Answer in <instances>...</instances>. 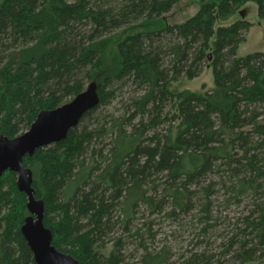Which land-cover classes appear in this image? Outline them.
I'll use <instances>...</instances> for the list:
<instances>
[{
  "label": "trees",
  "instance_id": "16d2710c",
  "mask_svg": "<svg viewBox=\"0 0 264 264\" xmlns=\"http://www.w3.org/2000/svg\"><path fill=\"white\" fill-rule=\"evenodd\" d=\"M182 2L0 0V137L24 134L41 112L99 85L100 104L64 141L24 158L53 246L79 264H129L128 239L142 251L138 264H169L168 247L143 239L151 221L131 234L137 215L160 214L196 217L202 235L232 230L218 257L201 250L180 264L264 259V53L238 56L254 27L245 17L217 27L250 2L264 23V0H200L193 15L169 22ZM207 66L212 90L173 91ZM128 86L139 94L131 88L128 111L105 112ZM232 208L243 210L226 220ZM29 216L7 171L0 264H37L22 234Z\"/></svg>",
  "mask_w": 264,
  "mask_h": 264
},
{
  "label": "rangeland",
  "instance_id": "374dc122",
  "mask_svg": "<svg viewBox=\"0 0 264 264\" xmlns=\"http://www.w3.org/2000/svg\"><path fill=\"white\" fill-rule=\"evenodd\" d=\"M200 0H183L180 7L171 12L168 15V21L181 22L193 15L198 7ZM244 16L238 14L233 16L229 21L219 22V26H228L240 18H246L248 21L254 24V27L247 35V40L238 49V56H245L254 52L264 53V23L260 20L258 16V6L254 2L247 3L243 8ZM87 88V87H86ZM134 93V88L128 86L124 89L125 98L121 100L116 98L112 103L104 108L105 112L113 113L114 115H122L124 112L128 111V107L125 104H129L131 96H138V93ZM214 88V79L211 69L207 66L204 68L202 74L190 81L186 78H181L178 82H175L172 86L173 91H185L188 90L193 93L204 94L206 91L212 90ZM70 102V101H69ZM170 107H168L165 113L170 112ZM222 212L221 207H219ZM243 209L242 208H232L230 211L224 214L228 216L226 220H231L237 216ZM224 216V215H223ZM137 219L134 221L131 234L137 229L143 228V223L151 221V236L145 235L143 239L146 240L147 246L153 249H161L166 246L171 251L172 257L169 264H180L181 258L184 256H190L193 253L201 250H207L213 254L218 255L223 251L224 244L229 237L233 235L231 229L225 230L224 227L220 228L210 234L202 235V225L200 221L193 216H182L178 220H169L164 214L155 216H145L137 215ZM234 221V220H233ZM125 232L119 231L116 233L115 238L122 236L124 239L129 238V234L123 235ZM132 236V235H130ZM138 240V239H137ZM136 240V241H137ZM201 242H208V244H203ZM138 243L132 242L130 239L127 240L125 246V256L129 264H138L142 251L139 250ZM226 264V263H225ZM227 264H240L239 262L231 261ZM247 264H264V259L256 260Z\"/></svg>",
  "mask_w": 264,
  "mask_h": 264
},
{
  "label": "water",
  "instance_id": "95a60500",
  "mask_svg": "<svg viewBox=\"0 0 264 264\" xmlns=\"http://www.w3.org/2000/svg\"><path fill=\"white\" fill-rule=\"evenodd\" d=\"M98 86L97 82H93L70 102L55 110L41 112L24 134L14 139L0 137V178L7 171L16 173L18 188L28 197L30 216L25 220L22 234L37 264L79 263L53 246V234L44 224V202L35 197L33 174L25 168L24 158L33 156L39 149L64 141L81 119L100 104Z\"/></svg>",
  "mask_w": 264,
  "mask_h": 264
}]
</instances>
